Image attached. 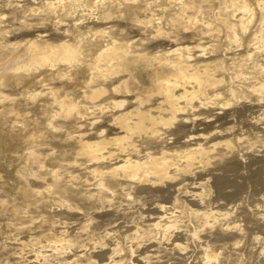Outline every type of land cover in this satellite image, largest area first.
Instances as JSON below:
<instances>
[{"label": "bare ground", "instance_id": "obj_1", "mask_svg": "<svg viewBox=\"0 0 264 264\" xmlns=\"http://www.w3.org/2000/svg\"><path fill=\"white\" fill-rule=\"evenodd\" d=\"M0 168V264H264L262 0H0Z\"/></svg>", "mask_w": 264, "mask_h": 264}, {"label": "snow or ice", "instance_id": "obj_2", "mask_svg": "<svg viewBox=\"0 0 264 264\" xmlns=\"http://www.w3.org/2000/svg\"><path fill=\"white\" fill-rule=\"evenodd\" d=\"M262 10H264V0H262ZM49 63H50L53 67L56 66V61H55V60H51V61H49ZM66 75H67V74H66ZM89 82H91V81H89ZM133 179H135V177H133ZM133 255H135V253H133Z\"/></svg>", "mask_w": 264, "mask_h": 264}, {"label": "rangeland", "instance_id": "obj_3", "mask_svg": "<svg viewBox=\"0 0 264 264\" xmlns=\"http://www.w3.org/2000/svg\"><path fill=\"white\" fill-rule=\"evenodd\" d=\"M0 174H1V175H3V174H4V172L2 171V169H1V168H0Z\"/></svg>", "mask_w": 264, "mask_h": 264}]
</instances>
